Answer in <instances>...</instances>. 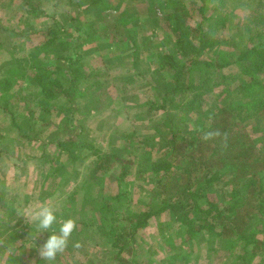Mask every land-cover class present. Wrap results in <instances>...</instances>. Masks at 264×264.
I'll list each match as a JSON object with an SVG mask.
<instances>
[{"label":"trees","instance_id":"trees-1","mask_svg":"<svg viewBox=\"0 0 264 264\" xmlns=\"http://www.w3.org/2000/svg\"><path fill=\"white\" fill-rule=\"evenodd\" d=\"M136 1L141 0H114L116 14L111 21L106 12L113 6L112 0H90L87 10L95 9L91 18L82 19L78 13L69 21L70 27L49 24L33 32L38 36L37 43L27 42L29 56L34 61L30 73L33 85L28 81L16 83L0 79V109L9 115L21 140L32 144L42 136L49 144H54L56 155H65L72 165L83 160L81 155L85 151L91 152L96 165L93 173L119 165L123 169L119 176L122 178L126 164H131L143 148L151 151L148 147L154 145L156 136L164 133L163 129L155 128L152 137L140 136L133 130L120 139L126 159L111 150L104 153V149L95 143L85 142L84 127L76 109L84 105L92 108L94 103H99L94 110L102 113L111 99L107 97L101 103L105 93L97 91L94 86V80L105 78L102 62L94 65L81 53L82 49L91 44H96L98 49L111 46L116 50L111 60H116L127 48L133 71L143 64L148 65L153 76L149 89L154 95L148 101L140 99L133 106L127 104L128 109H135V122L141 124H150L154 115L164 113L165 119L160 124L167 139L163 156L148 161L151 172L156 174L154 191L160 208L134 214L122 212L124 195L119 194L115 202L107 200L95 211L98 221L95 228L107 225L111 230L106 232L108 236L104 242L107 251L114 255L113 261L115 264H141L126 256L128 244L151 219L168 212L185 227L189 240L202 234L210 239L211 246H217L210 247L211 250L217 252L219 249L224 253L225 258L221 257L224 261L237 254V251L231 254L225 250L226 245L233 249L240 242L241 252L228 264H264V146L256 144L253 135L243 125L246 121H254L264 127V20L255 17L250 21L248 18L244 26H238L234 35L221 38L213 36L215 33L207 34L203 23L196 28L187 27L184 22L186 5L176 0H142L146 1L145 14L149 18L143 23L142 15L135 8ZM210 1H219L223 5V0ZM199 2L203 11L206 0ZM218 7L215 5L214 10L218 11ZM40 14L35 9L29 11V18H34L30 21L36 20ZM210 20L203 17L205 22ZM151 25L155 27L149 33L144 32ZM4 29L0 25V35L6 31ZM157 29L165 30L167 35L163 40L170 39L172 51H165L160 45ZM130 34L137 37L129 39ZM145 36L151 38L146 47ZM241 36L248 37L245 46L238 44ZM256 39H259L257 43ZM24 47L25 43L20 48ZM3 49L0 45V54ZM7 50L11 56L18 52ZM67 51L70 52L65 53ZM233 64L241 67L240 76L234 82L228 83L230 76L223 74L216 81L212 78V70L222 73ZM200 66L203 68L197 70L196 67ZM232 83H235L233 87ZM18 86L21 89H17ZM23 87L26 93H36L37 98L33 105H19L17 116L13 109L25 98ZM217 87L226 88L219 95V98L224 96L223 101L211 96ZM125 94H122L123 99L127 101ZM98 97L99 101L95 102ZM35 108L43 113L40 127H37L38 117L32 119L36 124L30 119ZM173 112L179 116L177 121L173 119ZM16 120L21 121L17 123ZM189 122H192L191 128H184ZM43 126H52L51 138L44 137ZM215 129L228 134L226 147L219 141L205 143L201 140L203 132ZM43 148L38 158L47 163L46 147ZM51 163L59 162L51 159L48 164ZM21 210L0 192V226L7 223L13 228L21 226L22 218H16ZM258 224L263 228L257 227ZM83 225L86 230L93 228L87 223ZM18 232L11 234L4 244L18 241ZM36 250L32 248L27 258ZM11 257L9 263L15 264L17 255L13 252Z\"/></svg>","mask_w":264,"mask_h":264},{"label":"rangeland","instance_id":"rangeland-1","mask_svg":"<svg viewBox=\"0 0 264 264\" xmlns=\"http://www.w3.org/2000/svg\"><path fill=\"white\" fill-rule=\"evenodd\" d=\"M176 1L186 5L184 22L187 27L192 29L203 23L207 34L215 33L213 36L221 38L234 35L238 26H244L248 18H251L250 21L255 17L264 20V0H223V5L219 1L206 0V3L202 5L203 11L200 10L202 3L199 0H197L198 2L196 0L193 2L192 0ZM8 2H11V5L13 3L12 11L10 6L5 7V10L2 8V5L5 3L8 5ZM89 3L90 0H0V19L5 22L0 23V25L4 26V30H6L0 35V45L5 49L18 51L16 55H12L13 57H0V79L5 78L16 83H23L24 80H27V71L32 66V62H29L31 58L29 57L27 42L31 41L34 44L38 41L37 34H33V32L49 24L68 26L69 21L77 17L78 13L82 19L91 18L95 14L93 12L95 9L93 7L90 11L87 10ZM112 3L113 6H110L106 12L111 21L114 15L112 13L114 0ZM215 5L220 6L218 11L214 10ZM135 8L142 15L143 23L148 22L149 18L145 14L147 10L145 3L142 0L136 1ZM33 9L41 13L35 22L30 21L34 18L28 16V12L33 11ZM203 17L211 20L205 22ZM153 27L155 25H151L149 29H144V32L149 33ZM157 33V38L162 42L160 45L165 51L166 49L172 51L170 39L163 40V37L167 35L165 30L157 29ZM133 37L137 36L128 35L129 39H133ZM145 37H147L144 40L146 47L151 38ZM247 41L248 37L241 36L238 44L245 46ZM258 41L259 39H256L255 43ZM23 43H25V47L20 48ZM95 50L91 48L86 54H89V57L97 55V58L95 56L92 60L94 65L95 63L98 65L97 62H102L101 69L106 68L109 72L108 75L106 73L107 78L105 77L103 81L97 83L100 88H105L102 102H105L107 97L111 99L108 106L103 109L99 119H95L93 123L90 122L93 118H87L83 121V124L86 125L83 126V140L99 145L102 147L101 149H104V153L111 150L127 159L123 146L120 145V139H123L125 135L136 130L140 136L152 137L155 128H162L164 133L161 136H156L154 145L148 147V149H152L151 151L143 148L140 155L134 158L131 164L127 163L126 172L122 178H119L123 172L119 165L110 169H100L97 173H93L96 169L95 156H92L91 152L88 151L81 155L82 161L72 165V162H69L65 155H56V149L49 146L44 151L47 159H49L45 163L46 160L38 158L41 153H35V150L29 145L30 143L21 140L19 130L12 124L9 115L0 109V192L6 194L7 198L14 202L16 208L22 209L16 218L23 220L21 226L15 228L8 226V223L1 224L0 264H10L9 261L12 259L13 252L14 255H17L15 264H49L48 261L39 257L38 248L51 233L41 234L36 230L34 224L26 222L22 213L29 206L34 208L40 204L48 203L57 209L56 214L59 219L72 218L80 223L70 239L68 249L58 256L54 264H115L114 255L107 251L108 246L104 242L108 236L106 232L111 230L107 225L99 229L95 228V225H98L95 211L100 209L101 204L105 201L110 200L113 203L117 195L122 194L124 195L122 212L131 214L149 209L157 211L160 208L159 199L154 191L156 174L151 172L148 161L149 159L161 158L164 154L167 134L160 124L165 119L164 113L154 115V120L150 124L149 122L141 124V122H135V109H128L129 106L127 105L133 106L134 102H139L140 99L148 101L154 98L152 91L148 88V82H152L153 76L148 75V79H141L148 69V65H142L136 72H131L130 63L121 65L105 63L104 65L103 60L105 62L106 59H111L110 55L113 53V49L105 48L101 51L97 49L96 53H92ZM203 57H207V55ZM3 58L7 60H3ZM125 67H129L127 73L124 72L125 70H119ZM196 68L200 70L203 66ZM212 71V78L215 81L220 79V75L223 74L230 76V81H228L230 83L234 82L235 78H239L241 67L233 64L223 70L222 73L218 70ZM234 85L235 83H232L231 87ZM17 89H21V86H18ZM223 89L226 88H215L214 94L211 96L223 101L224 96L221 95L222 97L219 98ZM22 90V94L25 93L26 102H33L35 93H26L24 87ZM26 90L29 91L30 89L27 88ZM123 93H127L125 96L129 100L123 99V102L121 101ZM23 101H25L24 98ZM23 101L21 100L13 109L17 116L19 115L18 106L22 105ZM173 115V119L177 121L179 116H176L174 112ZM178 115H180L179 112ZM238 117L241 118L242 115ZM16 121L19 123L21 120ZM245 124L243 125L253 135L255 143L264 146V127H260L259 123L254 121H246ZM191 125L192 122H189L184 125V128H191ZM112 135L119 138L115 139ZM150 143L152 144L153 141ZM51 159H58L59 163L49 165L48 161ZM83 223H87L89 227L93 228L86 230ZM259 226L261 225L258 224L257 227ZM21 227L24 229L22 230ZM54 228L58 231L59 225H55ZM16 232L19 233L20 237L16 239L18 241L5 245L6 239ZM262 235L264 236V229ZM76 242L81 243L82 247L74 248L72 245ZM237 244L233 249H229V244L226 245L225 250L231 254L237 251V254L233 255L232 259L224 261L222 260L225 258L224 253H221L219 249L217 252L211 250L210 247L216 248L217 246H211L210 239L202 234L194 240H189L185 227L177 223L174 217L167 212L151 219L149 224L138 232L128 244L129 252L126 251L125 254L130 259L138 260L141 264H228L233 259H237L239 251L241 252L240 242ZM32 248L37 250L28 259Z\"/></svg>","mask_w":264,"mask_h":264},{"label":"clouds","instance_id":"clouds-1","mask_svg":"<svg viewBox=\"0 0 264 264\" xmlns=\"http://www.w3.org/2000/svg\"><path fill=\"white\" fill-rule=\"evenodd\" d=\"M227 139L228 134L219 129L205 131L201 135L203 142L219 141L224 147L227 145ZM56 213L57 209L48 203L40 204L34 208L29 206L22 213L26 222L34 224L38 232L41 234L46 232L51 233L48 239L38 248L39 257L44 261H48L49 264H54L58 256L68 249L70 239L77 230V222L74 219L61 220ZM55 225H59L58 231L55 230ZM72 246L77 249L82 247L79 242H76Z\"/></svg>","mask_w":264,"mask_h":264},{"label":"crops","instance_id":"crops-1","mask_svg":"<svg viewBox=\"0 0 264 264\" xmlns=\"http://www.w3.org/2000/svg\"><path fill=\"white\" fill-rule=\"evenodd\" d=\"M11 1V0H10ZM15 1H17V0H15ZM143 3H146V1H143ZM12 5H13V3H12ZM12 5H11V2H8V5H7V3H5V4H3L2 5V8L5 10V7H7V6H10V8H11V11L13 10V7H12ZM146 7V6H145ZM112 13L113 14H116V11H115V9L113 8V10H112ZM13 17V16H12ZM33 22H35V20L33 21ZM0 23L1 24H3V23H5L2 19H0ZM87 48V49H86ZM91 48H93V49H98V46L96 45V44H91V46H89V45H87V46H85L83 49H82V51H81V53L83 54V55H85V56H87L89 59H91V60H94V58H95V56H96V58H97V55H94V56H92V57H89V54H86V52L89 50V49H91ZM105 48H109L110 50H112L113 49V53L114 52H116V50H115V48L114 47H111V46H109V47H105ZM105 48H103V49H105ZM96 50L94 51V52H92V53H96ZM9 50H7V49H3L2 50V53H1V55H0V57H5V56H9V57H11V55L9 54V52H8ZM98 51H101V49H98ZM123 52H124V49H123ZM113 53H111V55H110V58L112 57V55H113ZM30 57V56H29ZM132 58L129 56V52H127V48H126V50H125V52L123 53V56L120 58V59H116V60H107L106 59V61L104 62V60H103V63H104V65H105V63L106 64H110V63H115V64H118V65H121V64H127V63H130L131 65V72H136V70H134L133 71V67H132V60H131ZM3 60H7L6 58H3ZM32 60V59H31ZM31 60H29V62H32V66H30L29 67V69H28V71H27V80H24V81H28V82H30V84L31 85H33V80H32V78H31V76H30V73L33 71V69H34V61H31ZM143 65H146V64H143ZM142 66V65H141ZM126 68V67H125ZM125 68H123V69H119V70H125L124 72H128V68L129 67H127L126 69ZM104 70H106V73H107V75H108V71H107V69L106 68H103ZM138 75V74H137ZM148 75H150V72L148 71V69L145 71V74L141 77V79H144V78H147L148 79ZM151 77H152V75H150ZM104 77H106V75L104 76ZM107 78V77H106ZM23 79H24V77H23ZM103 79H105V78H100V79H96V80H94V86H96V88H97V91H103V92H105V88L104 87H102V88H100L99 86H98V83L97 82H100V81H103ZM23 81V82H24ZM148 85H149V82H148ZM100 88V89H99ZM149 88V87H148ZM29 93H31V92H29ZM35 98H34V100H33V102L35 103L36 102V98H37V94L35 93ZM97 97V96H96ZM102 98H103V96H102ZM25 99V101H23V98H22V101H23V104H25V103H30V104H34L33 102H31V101H29V102H26V97L24 98ZM116 100V99H115ZM96 101H99V97L95 100V102ZM100 101H102V99L100 100ZM121 101L123 102V98L121 97ZM101 103H103V102H101ZM97 105H99V103L97 104ZM97 105H95V103H94V106H92V108H91V106H86V105H84V106H82V107H79V108H77L76 109V112L78 113V116H79V118L81 119V123H82V126H84L85 124H83V121L84 120H86L87 118H93L90 122H94L95 121V119H99V115H100V113L101 112H99V113H96L95 112V107L97 106ZM34 107V106H33ZM92 109H93V111H92ZM27 110H29L27 113H29L31 110H30V106H28V108H27ZM82 110H84V112H82ZM40 111V110H39ZM38 110H37V108H35V111H33L32 113H31V116H30V119H31V121L34 123L35 121L34 120H32V119H36L37 117H38V122L39 123H37V127L39 126L40 127V124H41V122H43L42 120L44 119L43 118V113L42 112H39ZM82 112V113H81ZM23 113H25V111L23 112ZM41 118H42V120H41ZM35 124H36V122H35ZM86 126V125H85ZM37 127H36V129H35V131H37L38 129H37ZM43 129H44V131H43V133H44V137H47V139H49V138H51V136H52V134H53V129H52V126H43ZM32 133L34 132V130H32L31 131ZM41 135H43V134H41ZM41 139H42V141L44 142V143H46L44 146H42L41 144L43 143H40L41 142ZM21 141V140H20ZM30 146H31V148L32 149H34L35 150V153L36 152H38V153H41L42 152V148L44 147H49V146H54V144H49L48 143V141H45L43 138H42V136H41V138H39V139H36L32 144H29ZM40 145H41V149H39V147H40ZM47 145V146H46ZM43 148V149H44ZM40 156V155H39Z\"/></svg>","mask_w":264,"mask_h":264}]
</instances>
